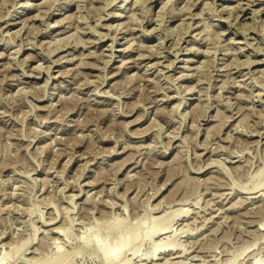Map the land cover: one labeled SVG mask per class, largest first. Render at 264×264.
<instances>
[{
	"label": "rangeland",
	"instance_id": "rangeland-1",
	"mask_svg": "<svg viewBox=\"0 0 264 264\" xmlns=\"http://www.w3.org/2000/svg\"><path fill=\"white\" fill-rule=\"evenodd\" d=\"M263 28L264 0H0V264H264Z\"/></svg>",
	"mask_w": 264,
	"mask_h": 264
},
{
	"label": "bare ground",
	"instance_id": "bare-ground-1",
	"mask_svg": "<svg viewBox=\"0 0 264 264\" xmlns=\"http://www.w3.org/2000/svg\"><path fill=\"white\" fill-rule=\"evenodd\" d=\"M227 1V0H225ZM169 2V1H168ZM254 3H252L253 5ZM240 5V4H239ZM249 5V4H247ZM29 7V6H28ZM165 7V5H164ZM164 7H161V8H164ZM63 9V8H62ZM238 9H239V6H238ZM248 9V7H247ZM55 10H58V9H55ZM245 9H239V11H244ZM254 13V12H253ZM50 15V14H49ZM51 15H54L53 12H51ZM115 18L116 17H121V16H114ZM11 19V18H10ZM231 19V18H230ZM233 19V18H232ZM245 20L247 18H244ZM5 20V19H4ZM62 21V20H60ZM151 21V20H149ZM257 21V20H256ZM148 22V21H147ZM262 22V21H260ZM235 23V22H234ZM233 23V24H234ZM246 23V22H245ZM245 23H243V25H245ZM255 23V22H254ZM61 24V22L59 23V25ZM247 24V23H246ZM258 24V23H257ZM261 24V23H260ZM17 23H7V27L6 28H10V27H14L16 26ZM98 26V25H97ZM249 26V24H248ZM246 25H245V29H246ZM258 27V26H257ZM251 28V27H250ZM244 29V28H243ZM264 29V28H263ZM154 30V29H153ZM152 30V31H153ZM264 31V30H263ZM147 34V33H146ZM223 34V33H222ZM260 39V38H259ZM62 39H60V42H61ZM112 44V43H111ZM244 44V43H243ZM63 47H65L63 45ZM111 47V45H110ZM60 48V47H59ZM259 48V47H258ZM243 52V51H242ZM128 53V52H127ZM147 57V56H146ZM145 58V57H144ZM143 59V58H142ZM185 62H189L190 60H183ZM183 68V67H182ZM185 69V68H183ZM47 82V81H46ZM49 99V98H48ZM253 190H255L256 188H252ZM173 217L172 216H169V217H166V218H162V221H161V228L158 230L156 228V226H147L146 228H139V229H135V230H129V233H130V240H127L128 239V236H127V233H123L119 236V239H118V243L117 245L111 250L109 251V256L112 257V258H115L114 260L117 259V257L119 256V247L123 244H133L134 242L138 241V239H140L141 237H147L149 239H152L154 237H159V236H164L165 234H167V230L170 228V225L171 223L173 222ZM146 223V222H145ZM117 227L119 226V224L116 225ZM119 228V227H118ZM128 232V231H127ZM53 233L55 234H58V232L56 231H53ZM162 236V237H163ZM161 240V239H160ZM165 241H167L165 239ZM164 241V238L160 241V243L157 244V246H154L151 250V252L149 253L148 255V258H153L157 252H160V253H165L166 252V249H169L167 251H171V244L168 243V242H165ZM26 242V241H25ZM110 242V241H109ZM23 244V243H22ZM28 246V245H27ZM170 246V247H169ZM89 248V245H88V241L85 242V249H88ZM173 251V250H172ZM161 255V254H160ZM159 256V255H158ZM66 257V256H65ZM144 258V257H143ZM69 260V259H68ZM61 262V261H65L64 258H63V255L57 251L54 256H52L51 258H48V259H45V260H41V261H38L37 263L33 262V264H59L57 262ZM67 261V260H66ZM234 260H232L229 264H234ZM254 264V263H253ZM257 264V263H256Z\"/></svg>",
	"mask_w": 264,
	"mask_h": 264
}]
</instances>
